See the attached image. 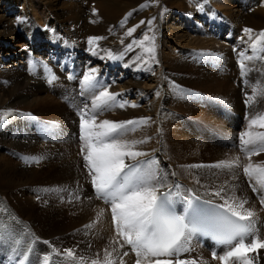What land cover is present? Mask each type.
<instances>
[{
  "label": "rangeland",
  "instance_id": "obj_1",
  "mask_svg": "<svg viewBox=\"0 0 264 264\" xmlns=\"http://www.w3.org/2000/svg\"><path fill=\"white\" fill-rule=\"evenodd\" d=\"M12 1L9 12L0 10V39L8 36L3 27L25 13L23 6ZM206 1L143 0L144 3L138 5L123 0L125 4L113 6L107 0H35L47 22L38 21V16L31 17L32 27L27 36L41 42L53 32L61 53L56 64L35 60L30 65L35 72L30 78L41 84L33 92L29 88L17 89L21 78L12 67L4 64L5 67L0 68V170H35L37 178L24 184L26 187L31 184L32 192L23 188L22 197L16 192L14 199L24 204L31 201L32 206H39L41 202V205L62 208L74 202L66 197L72 184L81 190L88 184L89 176L78 155L79 147L85 145L84 140L79 143L77 134L73 132L71 136L68 127L77 117L74 110L91 108L92 100L95 99L96 104V97L107 89L99 78L92 85L84 84L78 89L80 80L90 73L82 65L98 64L97 58L134 68L137 73L151 72L152 68L159 72V85L165 95L160 125L152 121L154 125H150L148 134L140 131L139 119H146V124L153 117L144 112L141 100L128 98L144 112L142 117L128 118L126 122L134 123L125 122L122 130L123 138L135 139L129 142L130 150L145 154L139 156L145 160L139 169H156L160 176L170 175L186 186L197 185L207 198L221 205L225 204L224 194H212L213 190L209 192L208 187L229 189L234 195L231 203L242 197L240 202L246 201L243 208L247 210L245 206L249 203L264 199V187L258 182V175V180L255 174L249 177L256 188L257 199L251 197L241 176L248 164L264 168V142L256 141L247 146L242 143V137L247 139L246 132L264 133V128L258 125L250 127L253 119L264 115V39L260 38V33L264 32V0H230L229 5L224 6L217 1L212 4ZM205 14L224 21L225 32L220 35L203 23L190 24ZM169 25L174 27V34H181V40L171 41L174 34L168 33ZM133 28L135 31L128 35ZM245 29L252 32L246 33ZM91 38L99 39L90 42ZM23 43L20 36L14 40L9 38L0 46V62L19 50ZM149 47H154L153 53L145 50ZM45 69L49 70L50 77L44 75ZM71 70L75 78L70 81L67 77ZM83 90L93 91L95 98L90 95L93 99L82 101ZM14 93L19 101L9 106L8 97ZM127 102L116 97L101 106L123 118L124 114L116 108L121 104L130 105ZM244 113L246 119L242 117ZM20 134L27 139L23 140ZM72 174L77 175V180L72 181ZM85 197L78 195L77 200H86ZM66 215L68 217L69 213ZM77 232V240L82 241L83 228ZM85 234L88 239L90 232L87 230ZM104 236L106 239L107 233ZM90 240H94L93 236ZM102 241L108 246L106 250L112 251L107 240ZM75 247L78 246L75 244ZM54 249L65 254L71 251L72 256L82 262L93 263L80 258L71 246L55 245ZM124 256L132 257L127 254L120 259Z\"/></svg>",
  "mask_w": 264,
  "mask_h": 264
},
{
  "label": "bare ground",
  "instance_id": "obj_2",
  "mask_svg": "<svg viewBox=\"0 0 264 264\" xmlns=\"http://www.w3.org/2000/svg\"><path fill=\"white\" fill-rule=\"evenodd\" d=\"M122 1L123 0H107V3L113 6L125 4V2L123 3ZM126 1L138 5L144 3L143 0ZM215 1L219 2L220 6H224L230 2V0H207L206 2L212 4ZM11 3H13L12 0H0V10L5 9V11L9 12L8 7ZM16 3L23 6V11L25 13L22 17H20L19 20L13 21L3 27V32L8 36H6L7 38L5 37L3 39H0V46L6 44L9 38L10 40H14V38H17L18 36L23 38L24 43L19 50L11 52L9 56L7 55L2 58L0 62V68L3 67L4 64L7 65V67H12L14 71L20 74L19 77L21 78L19 82L20 85L17 89L22 90L23 88H29V90L32 89L31 91L33 92V89L38 87L40 83L39 80L30 78V76L35 73H33V71L31 70L30 65L33 64L35 60H39L44 63L46 61H51L53 64H56L59 62L60 56L58 55L61 52L56 46V37L53 32H51V35L47 34V37H45L46 41L41 42L34 41V38H32V36H27V32L32 27V24L30 22L31 17L32 19H34L35 16H38V21H42L44 23L47 22V17L39 7V4L35 2V0H16ZM220 9H222V7ZM221 21L222 20L220 19H216L210 15L205 14L203 17H198V19H196L194 22L191 21L190 24L201 25L203 23L210 30H216V32L221 35L225 32L226 29L225 22ZM167 28L168 33L170 32L174 34V27L169 25ZM170 39L172 42H176V40L178 41L179 39L181 40V34L175 33ZM97 59H99L98 64L92 63L89 65L88 63H84L82 67L88 72H91L93 69H95V72L92 74L95 76V78H99L101 82H103L104 88L107 87V91L117 95L116 97L124 98L126 101H128V104L130 103V105L127 106L124 104L125 106H123V108L117 107L116 110L119 113L124 114L123 118L117 117L112 115V113L110 114L105 107L95 106V99L92 98L94 97L92 95L93 91L86 92L85 90H83V94L81 93L82 101H88L91 98L93 99L91 104H89L91 108L87 107L86 110H84L83 108L81 112L83 113L84 118L89 119L91 117H95L97 125L104 120L114 123H125L128 118L135 116L142 117L144 115V112H146L149 114V116L153 117V120H147V123L145 124L144 121L146 119H139L140 122L137 123V126H139L138 129L140 131L143 130L146 134H148L149 131H151V124L154 125L155 123V125H160V113L163 109L162 101L163 99H165V95L161 90V88L163 87L160 88L159 85V72L155 71V68H152L151 72L148 71L146 73H137L133 70L134 68L125 67L117 63L107 62L105 60H102L101 58ZM90 95H92V97H90ZM153 96L155 97L151 99V97ZM128 98L133 99L134 101H136L137 99L141 100V103L145 108L144 112L143 109H139L133 106V104H131L133 103V101H129ZM147 98H150L149 101H147ZM8 100V105L10 106L16 101H19V96L14 93L12 96L8 97ZM152 121L154 123H152ZM72 122L73 124L68 127L71 136L73 135V132L74 134H77V117ZM99 130L100 129H94V131ZM157 131L158 130H156V132L154 133L155 135H157ZM26 139V136L23 135V140ZM119 139L127 142L128 144L129 142L135 140L133 138L132 140L123 138L122 132L119 136ZM134 162H136V165H134ZM144 162L145 160H142V158L139 157H136L135 159H129L127 157L125 158V164L134 165L137 168H141ZM140 165L142 166L140 167ZM145 168L141 169V171L145 173H151V184L158 189L157 194L167 189L172 188L173 191H176L180 190L181 188L184 191L189 190L196 193L197 195L201 194L203 196H199L203 199L216 202L207 198V195L203 191L198 189L197 185L186 186L185 184H181V182L178 183L175 178H172V176L170 175L160 176L157 173L156 169L145 170ZM35 175V170H0V264H20V261L25 256V253L29 255L26 264H38L41 260L47 261L49 259L51 260V264H88L82 262L77 257L69 256L64 252L56 251L54 249L55 245L60 247H65L66 245L75 248L77 251V255L87 262L99 261V264H109L110 261L111 264H132L133 257L131 256H124L120 259V256L124 255L123 253L126 251V249L124 246L120 247L118 240L113 237L109 222L108 207L102 205L99 201L93 198V195L90 192L89 183H83L84 189L82 187V190L78 188L77 185L72 184V188L68 190L69 195L65 196L70 201L74 199V202L73 204L66 203L62 205V208L41 205V202H39V206H32L31 201H27V203L24 204L21 201L14 199L13 195H15L14 193L16 192H18L17 194L22 197L21 191L23 190V188H27V191L32 192L31 190L33 189H31V184L27 187L24 186V184H27L31 180L36 181L37 178L35 177ZM72 175L74 176L73 178H71L72 181L74 178L75 180H77V175ZM258 177L255 174L256 180L260 178ZM211 190L213 191L211 192ZM208 191L212 194H215L217 192H219L220 195L224 194L225 197L222 200H224L225 202L227 201L229 204L231 203L230 200L233 199L232 197L234 196L233 192L227 188L223 190L220 188L212 189L211 187H208ZM3 194L7 195L8 197H5ZM78 195H82V197L86 196L87 199L77 200ZM242 199V197H239L238 200H232L233 202L231 204H236ZM245 207H248V210H251L255 213L254 225H256V231L259 232L258 234L260 236L262 224L264 222V211H262L261 207L256 205L255 202L249 203ZM67 213H69L68 217L66 215ZM81 228H83V232L80 233V239L85 242L84 244H82V241L77 240V238L79 237L77 231ZM87 230L90 232V234H88V239L87 235L85 234ZM104 233H107L106 239L104 238ZM90 236H93V241L90 240ZM53 239L55 240L54 243H52ZM102 239L104 241L107 240L110 245L109 248L112 251L106 250L108 249V246L106 247L104 245L105 243L102 241ZM75 244L78 247H75ZM87 245L89 246L87 247ZM93 252H95L94 254H96L97 256H95ZM200 257V264H202V262L203 264H216L215 261L207 258L206 252L204 250L200 252ZM249 258L254 263L264 264V249H259L257 255H251L249 256ZM233 264H238V262L234 261Z\"/></svg>",
  "mask_w": 264,
  "mask_h": 264
},
{
  "label": "snow or ice",
  "instance_id": "obj_3",
  "mask_svg": "<svg viewBox=\"0 0 264 264\" xmlns=\"http://www.w3.org/2000/svg\"><path fill=\"white\" fill-rule=\"evenodd\" d=\"M141 23L144 22L141 21ZM134 31L135 28L130 29L128 35ZM245 32L251 33L252 30L245 29ZM260 38L264 39V32L260 33ZM95 39L99 38H91L90 42ZM148 39L146 36L145 40ZM145 50L153 53L155 49L149 47ZM94 72L95 69L84 77L86 85H92L95 81L96 78L92 74ZM115 99V94L105 89L96 97L95 106L107 105L109 101ZM123 106V104L120 105V107ZM256 125L264 128V115L250 122V127ZM125 126V123L107 120L97 125L95 117L85 119L82 115L81 138L85 145L81 151L87 149L84 158L92 174V183L98 196L111 204L112 220L116 225L117 234L135 252L136 264H142V259L148 261V264H172L173 257L176 258L175 264H197L196 260L180 259L181 253L189 250L185 245L197 232H206L219 243L228 246L229 250L223 255L217 256L213 253L212 258L219 259L221 264H230V261L238 262V264H252L247 253L264 249V239L255 230V213L243 208L246 201L240 202L237 206L227 201L220 205L219 208L227 214L194 210L186 222L185 217L175 215L171 211L167 197L162 198L157 194L158 189L151 184V173H145L136 166L125 164L126 157L135 159L145 155L130 150L129 144L119 139ZM94 129L100 130L94 131ZM244 136L247 137V139L242 137V143L245 146L256 141L264 142V133L253 135L249 131ZM244 172L249 177L257 174L260 177L258 182L264 186V168L248 164ZM215 194L219 195V192ZM261 203H264V200ZM237 208L242 211H238ZM68 255L72 256L73 253L69 251ZM161 257L168 259H159ZM150 258L156 259L153 262ZM93 264L96 262L94 261ZM109 264H111L110 261Z\"/></svg>",
  "mask_w": 264,
  "mask_h": 264
}]
</instances>
